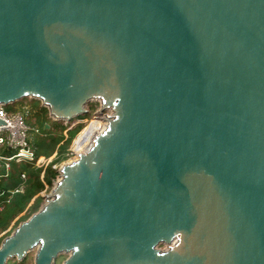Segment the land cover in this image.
<instances>
[{
  "label": "water",
  "instance_id": "1",
  "mask_svg": "<svg viewBox=\"0 0 264 264\" xmlns=\"http://www.w3.org/2000/svg\"><path fill=\"white\" fill-rule=\"evenodd\" d=\"M26 97L106 125L0 264H264V0H0V105Z\"/></svg>",
  "mask_w": 264,
  "mask_h": 264
},
{
  "label": "rangeland",
  "instance_id": "2",
  "mask_svg": "<svg viewBox=\"0 0 264 264\" xmlns=\"http://www.w3.org/2000/svg\"><path fill=\"white\" fill-rule=\"evenodd\" d=\"M3 107L8 113H15L19 110H28L27 124L32 128L28 131V141L36 154V159L54 162L53 165H57L58 169L62 164L69 162L70 159L75 157L72 153L73 149H75L78 154L84 149V145L87 142L86 134L92 122H105L97 114V110L100 107V101L98 100L89 102L87 105L89 112L81 115L85 116L83 120H81L82 118L77 117L71 122L52 118L49 114V109L42 104L41 100L35 98L26 97L12 103L4 104ZM105 112H109V110H106ZM78 120H81L78 126L72 130L67 128L71 123ZM46 124H49L50 127H46ZM81 127L82 129L79 131ZM35 128H39L40 131L38 133L35 132ZM83 129L84 132H82ZM14 152L15 150L5 151L7 155ZM6 163L7 162H3L0 166V189L15 187L22 184L25 186L27 192L31 190L32 192L36 191V193L23 210L16 212L9 218L7 217L11 211L7 209L11 208L12 204L7 205V209L3 213H0V245L21 222L25 221L34 211L37 212L46 203L47 194L52 190L54 183L58 179L57 177L54 180L53 185L39 191L38 189L41 188L42 179H40V167H37L34 163L26 160L22 162L12 160L10 161L11 168L8 169L6 168ZM23 173L27 175L25 179L22 178ZM42 181L44 183V180ZM16 197H23V194H17ZM5 218H7V221L5 225L1 226V223L5 221ZM35 256L36 249L30 251L23 260L19 261L17 258H13L8 260L7 264H35ZM67 256V253L59 255L54 264H62Z\"/></svg>",
  "mask_w": 264,
  "mask_h": 264
},
{
  "label": "built area",
  "instance_id": "3",
  "mask_svg": "<svg viewBox=\"0 0 264 264\" xmlns=\"http://www.w3.org/2000/svg\"><path fill=\"white\" fill-rule=\"evenodd\" d=\"M27 114L28 110H19L15 113H8L3 105H0V118L6 123L0 125V166L3 162H7L6 168L10 169V161L12 160H17L19 162L26 160L34 163L37 167H42L43 165H48L50 163V161L47 160L43 161L42 159H36V154L28 141V131L32 128L27 124ZM80 121L81 120L71 123L67 128L72 130L80 124ZM34 131L38 133L40 129L35 128ZM9 150H15V152L7 155L5 151ZM72 153L75 157L70 159V161L77 159L79 156L75 149L72 150ZM53 167L60 171V168L58 169L57 165H53ZM26 177L27 175L23 173L22 178L25 179ZM57 177L58 179L60 178V172ZM25 191V186L22 184L15 187L0 189V213L6 209L7 205L11 203L16 194H22Z\"/></svg>",
  "mask_w": 264,
  "mask_h": 264
},
{
  "label": "trees",
  "instance_id": "4",
  "mask_svg": "<svg viewBox=\"0 0 264 264\" xmlns=\"http://www.w3.org/2000/svg\"><path fill=\"white\" fill-rule=\"evenodd\" d=\"M79 118H82L81 120H83V118H85V116H80ZM81 129H82V127L79 129V131ZM53 164H54V162H50L48 165H43L42 167H40V179L41 178L42 179H41V188L38 189L39 191H42V190H44V188H48L49 186L53 185L54 180L59 175V171L56 168L53 167ZM42 180H44L45 185H44V183H43ZM35 193H36V191L35 192H32L30 190L29 192H27V190H26L24 193H22L23 194V197H20V198H17L16 197L17 194H16L14 196V198L12 199L11 203L9 204V205L12 204L11 205V208H8V209L6 208L7 210H10L11 211V212L9 211L10 213H9V216L7 218H9L10 216L14 215L16 212L23 210L26 207V205L29 204V202L31 201V199H32V197H33V195ZM35 208H37V207H35ZM3 212H1V213H3ZM29 217H27L26 219H28ZM7 218H5V221L1 223V226L5 225V223L7 221Z\"/></svg>",
  "mask_w": 264,
  "mask_h": 264
},
{
  "label": "bare ground",
  "instance_id": "5",
  "mask_svg": "<svg viewBox=\"0 0 264 264\" xmlns=\"http://www.w3.org/2000/svg\"><path fill=\"white\" fill-rule=\"evenodd\" d=\"M100 119V118H99ZM105 123H102V121H95L92 122V124L89 126L87 134H86V144L84 145V149H82V151L80 152H84L85 150H87V148L90 146V144L92 143L94 137L102 131V129L105 127ZM82 132H84V130H82ZM86 148V149H85ZM78 155V154H77Z\"/></svg>",
  "mask_w": 264,
  "mask_h": 264
}]
</instances>
